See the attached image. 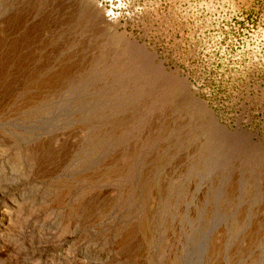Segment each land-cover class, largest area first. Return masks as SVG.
<instances>
[{
    "label": "rangeland",
    "instance_id": "374dc122",
    "mask_svg": "<svg viewBox=\"0 0 264 264\" xmlns=\"http://www.w3.org/2000/svg\"><path fill=\"white\" fill-rule=\"evenodd\" d=\"M2 211L0 264H264V0H0Z\"/></svg>",
    "mask_w": 264,
    "mask_h": 264
},
{
    "label": "bare ground",
    "instance_id": "6f19581e",
    "mask_svg": "<svg viewBox=\"0 0 264 264\" xmlns=\"http://www.w3.org/2000/svg\"><path fill=\"white\" fill-rule=\"evenodd\" d=\"M173 72V71H172ZM174 73H176L175 75H178L177 74V71H174ZM185 80V79H184ZM5 211H2V212H0V215H1V218H3L4 219V216H5ZM7 215V214H6ZM7 218V217H6Z\"/></svg>",
    "mask_w": 264,
    "mask_h": 264
}]
</instances>
